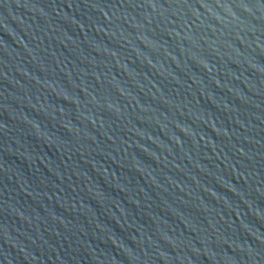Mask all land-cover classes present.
Wrapping results in <instances>:
<instances>
[{"label":"water","instance_id":"95a60500","mask_svg":"<svg viewBox=\"0 0 264 264\" xmlns=\"http://www.w3.org/2000/svg\"><path fill=\"white\" fill-rule=\"evenodd\" d=\"M0 264H264V0H0Z\"/></svg>","mask_w":264,"mask_h":264}]
</instances>
